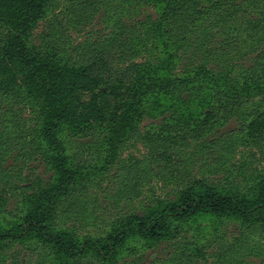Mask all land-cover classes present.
<instances>
[{
	"label": "rangeland",
	"instance_id": "374dc122",
	"mask_svg": "<svg viewBox=\"0 0 264 264\" xmlns=\"http://www.w3.org/2000/svg\"><path fill=\"white\" fill-rule=\"evenodd\" d=\"M52 1L47 17L40 18L29 31L33 45L40 46L49 36H55L62 42L65 54L80 61L93 49L102 32L124 31L122 38L130 40L124 63H137L140 73H149L135 77L136 84L141 80L146 88L162 77L168 81L194 75L193 81L203 84L191 102L153 92L138 105L133 124L139 133L122 144L120 154L126 161H138L145 181L126 192L127 202L119 197L123 187L115 177L117 161L107 163L87 139H70L68 153L83 172L80 185L84 187L82 191L88 190L91 203L81 217L73 212L74 215L65 218L57 211L51 220L57 230L77 239L102 240L107 233L123 227L133 214H158L191 185L248 198L258 194L264 185V141L239 132L244 121L249 122L264 110V90H258L249 79L256 56L264 49V0H238L240 10L227 21H223L222 11L213 12L197 23L196 32L189 35V43L178 51V45L170 49L164 46V38L158 33L160 7L155 3L159 0ZM85 2L95 6L90 17L79 23L76 14ZM218 74L222 77L218 88L227 96L231 88L241 97L236 109L228 115L221 113L208 134L198 139L191 137L181 148L170 147L173 151L170 161L153 158L167 147L159 139L167 124L193 121L215 102V88L208 83ZM36 110L30 104L20 112L26 127H34ZM22 152L18 146L14 147L3 161L7 175L0 180V224L21 220L32 198L54 184V171L43 155L24 157ZM192 225L188 232L180 234L182 237H176H180L179 242L165 238L148 243L134 240L114 259L105 261L90 254L64 260L51 245L33 236L1 239L0 264H163L177 242L184 241L193 246L196 242L210 245L211 264H264V211H256L248 222L208 213L197 217Z\"/></svg>",
	"mask_w": 264,
	"mask_h": 264
},
{
	"label": "trees",
	"instance_id": "16d2710c",
	"mask_svg": "<svg viewBox=\"0 0 264 264\" xmlns=\"http://www.w3.org/2000/svg\"><path fill=\"white\" fill-rule=\"evenodd\" d=\"M52 2L0 0V180L7 175L3 161L17 146L24 151V157L43 155L54 171V184L32 198L30 208L21 220L0 224V240L33 236L51 245L64 260L91 255L105 261L114 259L134 240L141 243L161 238L174 240L181 233L188 232L196 218L203 214L224 215L248 222L256 211H264V185L252 198L191 185L158 214H133L124 221L123 227L107 233L102 240L77 239L70 233L57 230L51 221L57 211L65 218L74 215L73 212H78L81 217L91 203L88 190L82 191L84 187L80 185L83 172L68 153L70 139H87L94 152L107 163L117 161L115 177L123 187L119 197L120 201L124 197L127 202L126 192L145 181L138 161H126L120 154L122 144L139 133L133 124L138 105L153 92L176 95L184 102H191L203 84L193 81L195 75L168 81L162 77L157 84L146 88L141 80L136 84L135 77H145L149 73H140L137 63H124L130 41L122 38L126 34L124 31L102 32L94 41L93 49L80 61L65 54L62 42H58L60 39L57 41L55 36H49L40 46L33 45L29 31L40 18L47 17ZM94 4H81L76 14L79 23L90 17ZM155 4L160 7L158 33L164 38L162 42L169 49L178 45L177 51L189 43V35L196 32L197 23L205 17L222 11L223 21H227L241 8L238 0H159ZM55 24L52 27L58 33ZM256 59L249 79L256 83L258 90H264V49ZM221 78L220 74L210 78L208 84L215 88L216 100L198 118L175 122L176 125L167 124L168 127L160 131L159 139L166 142L167 147L153 158L170 161L173 154L170 147L181 148L191 137L198 139L208 134L221 113L228 115L236 109L241 97L231 88L228 96L222 88L219 89ZM30 104L37 108L33 128L26 127L23 117L19 116ZM244 122L239 132L241 135L264 141V110ZM179 238L176 239L178 242ZM178 242L163 264H211L210 245L196 242L193 246L187 241Z\"/></svg>",
	"mask_w": 264,
	"mask_h": 264
}]
</instances>
